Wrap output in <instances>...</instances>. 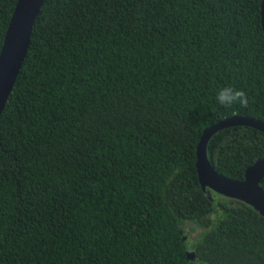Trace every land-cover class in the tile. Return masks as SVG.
<instances>
[{"label":"trees","instance_id":"trees-1","mask_svg":"<svg viewBox=\"0 0 264 264\" xmlns=\"http://www.w3.org/2000/svg\"><path fill=\"white\" fill-rule=\"evenodd\" d=\"M261 1H44L0 113V264H264V217L195 166L208 127L264 123ZM207 158L242 181L264 133L222 129Z\"/></svg>","mask_w":264,"mask_h":264},{"label":"water","instance_id":"water-1","mask_svg":"<svg viewBox=\"0 0 264 264\" xmlns=\"http://www.w3.org/2000/svg\"><path fill=\"white\" fill-rule=\"evenodd\" d=\"M45 0H18L0 51V113L19 73L27 53L32 27ZM264 34V0L260 5ZM249 126L264 133V123L250 117L233 116L204 130L196 148V171L203 190L210 191L251 206L264 217V159L245 171L244 180L236 181L217 174L207 158V144L218 131L231 126ZM191 257L193 253L187 252Z\"/></svg>","mask_w":264,"mask_h":264},{"label":"clouds","instance_id":"clouds-1","mask_svg":"<svg viewBox=\"0 0 264 264\" xmlns=\"http://www.w3.org/2000/svg\"><path fill=\"white\" fill-rule=\"evenodd\" d=\"M215 102L222 108H231L234 105H239L240 108H247L249 96L242 88L224 86L217 90Z\"/></svg>","mask_w":264,"mask_h":264}]
</instances>
